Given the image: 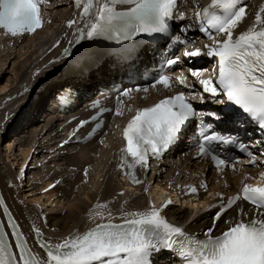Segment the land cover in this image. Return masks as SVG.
<instances>
[{
	"label": "snow or ice",
	"instance_id": "1",
	"mask_svg": "<svg viewBox=\"0 0 264 264\" xmlns=\"http://www.w3.org/2000/svg\"><path fill=\"white\" fill-rule=\"evenodd\" d=\"M42 2L0 0V28L14 37L34 32L42 27ZM74 2L78 8L83 5L82 17H95L89 23L87 32H80V38L86 35L88 39L97 36L127 39L141 33H167L176 8V0H106L103 4H98V0ZM118 4L135 6L126 12H118ZM246 14L240 0H212L203 13H196L197 19L201 21L200 31L213 40V45H205L208 48L206 54L219 59L216 83L211 79L200 80L199 83L203 93L212 97H219L222 93L226 101L218 100L219 103L238 106L264 129V8L256 15L251 27L234 37V30ZM179 18L183 19V13ZM74 23L76 21L70 20L68 26ZM213 30L225 38L216 40L212 35ZM181 42L180 37L174 40V43ZM200 54L199 49L184 53L191 57ZM167 63L174 64L176 60L169 59ZM191 74L198 76L200 72L192 70ZM178 79L181 84H185L184 78ZM156 83L169 87L171 81L168 76L160 75ZM129 91L122 94L128 96ZM222 111L226 120L231 119L230 108ZM116 114L122 113L117 111ZM195 114L196 110L183 92L162 99L151 107L139 109L124 129L127 144L122 151L130 155L135 164L147 167L148 153L161 155L166 151L178 140L183 126ZM208 115L220 119L216 113ZM86 123L82 121L80 127ZM101 126L97 124V128ZM201 137L202 141L198 145L201 155L209 153L206 145L212 141L233 142L230 137L222 136L215 130L211 135L201 131ZM211 158L218 167L230 163L215 154ZM261 176L264 177V173ZM133 182L141 183L134 175ZM191 191L195 192L196 189L192 188ZM218 195L223 200L222 194ZM241 198L253 206L252 217L246 219L249 211L237 205L238 218L227 221L229 226L220 235L214 236L213 228H209L201 240L186 233L180 226L168 223L161 215L163 208L172 203L168 200L161 208L153 206L148 212L126 214L124 224H97L82 235L77 234L54 245L45 241L40 247L46 251V259L38 258L26 247V241L15 230L17 225L13 223L12 235L19 253L13 255L10 246L0 236V264H153L154 255L162 251H172L183 257L182 264H264V185H245L242 197H230L226 206L220 205L214 221L220 220ZM35 231L38 236L42 235L39 229Z\"/></svg>",
	"mask_w": 264,
	"mask_h": 264
},
{
	"label": "bare ground",
	"instance_id": "2",
	"mask_svg": "<svg viewBox=\"0 0 264 264\" xmlns=\"http://www.w3.org/2000/svg\"><path fill=\"white\" fill-rule=\"evenodd\" d=\"M52 2H56V5L53 6L52 10H50L52 11V13L50 12L52 22L47 24L46 27L37 30L31 35V37L17 43L13 42L11 44L6 40H2V42H0V58L3 57V61L0 63V130L3 132L5 129L8 130L9 124L11 120H13V116L17 113L19 108L22 107L19 112L21 113V111H23L27 106L26 99L29 98L30 93L25 96V99L23 100L21 95H17L18 91L22 89L25 92L27 89L32 91L34 86L50 72H52L54 66L56 65V61H54L53 58H56L57 51L62 46L61 44L64 32L63 22L60 20V17L65 16L71 7L62 3L61 0H53ZM195 2L196 0H193L192 3ZM186 7L185 3L183 5V10ZM243 7H245L247 14L245 19L234 30V37H238L242 32L246 31L254 24L256 15L260 14L261 9L264 8V0H249ZM182 33L191 35L193 32L182 31ZM55 39H57V42L52 44ZM10 65H12L10 70L13 74L12 78L11 76L7 77V79L2 78V73H4L6 68ZM104 71L105 69L96 71L91 80H100L103 77L102 74H104ZM25 74H29L28 76H31L28 81H23ZM78 83L79 81L77 80H70L66 82V84H71L73 87H78ZM81 84L85 83L81 82ZM13 93L17 96L10 98V95ZM21 100L23 101L21 102ZM13 105L16 106V110L12 116L8 118L9 121H3L2 119L5 118L9 112L7 106L13 110ZM36 107L39 108L40 112H42V116L39 121L34 123V125L28 126L31 122L28 119L25 120V117L20 118L21 120L15 126L14 130H10L12 131V134L6 135L7 141H5L6 143L4 149L0 148V186L5 194L7 203L14 211L17 221H19L25 235H27L28 238L31 239L32 230L35 228L39 229L42 235H44L47 240L51 241V243H60L67 238L75 237L77 234L82 235L88 230L96 227L94 223L99 221L102 215L118 209L121 205L124 206L127 204V206L124 207L126 209L124 212H137L145 208V192L143 193L142 190L139 191V189H133V193L135 192L134 194L137 193V190L140 192H138L139 197L135 196L133 198H127V195H125V187L120 189L121 191L116 189L117 185L113 181L116 177L112 172L111 167L112 155H117V152L121 149L119 141H116V134L108 140L105 150L98 152V155L99 153L100 155L98 158H95L93 166L86 169L84 181L81 182L80 179L83 176L79 177L78 175V178L74 179L70 183H65L64 186L61 184L55 186L54 191L59 192V196L55 199L56 203L54 205H50L49 208L46 209L47 205L45 204L50 201L48 196L46 197L48 199L45 198L46 200L44 199L45 201L42 202L43 204L41 203L42 206L45 207V211L47 213L43 210H39L38 206L34 207V204L32 203L36 201L39 202L41 200L39 196L33 195L28 198L24 197L21 202L20 200L23 196H17L14 192L18 185L23 183V185L26 184V187L31 189L35 186L32 184L36 182V180H42L40 183L45 186V184H49L51 180L53 182V179L57 177V174H60L61 178L56 182H63L65 179H68L67 175L70 172L79 171L82 168L83 163L88 162L87 160H91V157L85 154L86 151L84 150L87 147H90L89 145H91V142H88L80 147L81 151L76 156L64 155L59 157L57 150V154L55 155L57 157L56 159H47L43 162V164L37 166L30 175H28L30 169L27 168L24 171L26 174L24 175L25 178L23 180H21V174L19 175V178L12 179L10 177V173L12 172L10 167L11 164H15L18 161L14 157L10 160L12 163L9 164L5 162L3 157L11 158L10 156H15L16 153L14 152V148H17L20 152L19 154H22L20 157L21 160L26 156L29 146L35 142L40 144L43 149V141L45 140L46 148L48 149H50L52 145L56 144V139L54 138L57 136V129H55L54 126H51L53 120L52 115L42 104L40 105L36 103ZM26 127H29V129ZM20 128L22 130H20ZM2 137L3 134L1 133L0 140L3 139ZM44 157L48 156H46V154H42V158ZM98 159H100L99 163L97 162ZM50 160L52 161V164L48 163ZM185 165H188V163H185ZM94 168H96L95 171ZM52 169L57 170V173L51 174L50 172V174L47 175V172ZM165 172V177H167V174L170 173L169 169L167 168ZM88 174L91 175L88 176ZM94 177H96L97 181H93ZM123 177L124 176H122V178ZM236 177L237 175L235 173L233 178ZM147 179L150 180L151 177ZM10 182H13L11 186L9 185ZM94 182H96L95 185H93ZM123 183H125L124 185L126 186L128 185L126 181H123L120 184ZM68 184L69 189L65 190ZM74 184H76V187L73 191L71 189H73L72 186ZM147 190L149 195H153L154 192H152L150 188L147 187ZM141 196L144 197L140 203L138 202V199L141 198ZM159 196V194H155V198ZM25 198L28 200L24 201ZM126 199H128V201H126ZM139 204L141 207L136 210L135 207ZM56 205L65 208V211L60 213L59 211L62 208H56ZM98 205H103L104 207H98ZM52 209L59 211L56 213L50 211V214H48V210ZM88 209L90 210L89 213L86 211ZM163 213L164 215L171 216L174 220H180L189 216L190 210L184 206L179 207L170 205L163 211ZM208 221L207 213L201 212L197 214L194 223L190 224L189 227L193 230L197 228L196 226H202L206 222L209 225ZM223 221L224 219L217 224L219 229L224 228V225L222 224ZM39 257L46 259L43 255Z\"/></svg>",
	"mask_w": 264,
	"mask_h": 264
},
{
	"label": "rangeland",
	"instance_id": "3",
	"mask_svg": "<svg viewBox=\"0 0 264 264\" xmlns=\"http://www.w3.org/2000/svg\"><path fill=\"white\" fill-rule=\"evenodd\" d=\"M2 58H3V57L0 58V63H1V61H3ZM11 68H12V65H10L8 68H6V71H4V73H2V76H3L2 78L7 79V77H10V76H11V78H12V75H13V74H12V72H10ZM10 73H11V74H10ZM8 74H9V75H8ZM28 75H29V74H28ZM28 75L25 74L24 79H28ZM34 78H35V77H34ZM18 92H19V91H18ZM0 114H1V113H0ZM0 134H1V133H0ZM2 138H3V139H1V140H2V142H3V141H4V142L2 143L1 140H0V144H1V145H0V148L4 149V147H5V143H6L5 141H7V139H6V138L4 139V136H3ZM9 138H10V137H9ZM19 153H20V152L18 151V154H19ZM21 156H22V154H19V157H21ZM75 156H76V155H75ZM6 158H7V157H6ZM13 158H14V156H13ZM10 159H11V158H9V160H10ZM19 161H20V159L18 160V162H19ZM97 162L99 163V162H100V159H98ZM10 163H12V161H10ZM48 163H49V162H48ZM101 163H102V162H101ZM47 165H48V164H47ZM95 166H96V165H95ZM100 169H101V167H100ZM95 170H96V168H94V171H95ZM23 173H24V172H23ZM22 177H23V178H22L21 180H23V179L25 178L24 174H23ZM93 181H97L96 177L93 178ZM113 181H114V180H113ZM119 181H120V180H119ZM51 183H52V181H51ZM120 183H122V182H120ZM120 183H119V182H116V183H115V184L117 185V188H116V189H117L118 191H121L120 189L124 188V187H122L123 184H120ZM40 184H41V183H40ZM49 184H50V182H49ZM95 184H96V182H94L93 185H95ZM47 185H48V184H45V186H44L45 189L47 188ZM120 187H121V188H120ZM54 188H55V187H54ZM125 188H126V187H125ZM148 188H150V187L148 186ZM66 189H69V187L67 186V187L65 188V190H66ZM47 191H48V192H47V194H46V197L48 196V198L50 199L49 195L51 196L52 193H53V191H52V189H51V190H50V189H47ZM134 193H135V192H134ZM134 193L132 192V194H134ZM125 195H127L126 192H125ZM46 197H45V198H46ZM126 197H127V198L129 197V198H130V196H128V195H127ZM45 198H44V199H45ZM48 198H46V199H48ZM46 199H45V200H46ZM26 200H28V199H25L24 201H26ZM45 200H40V201H39L40 203L37 202V201L35 202L36 204H38L37 206H38L39 210H43V211H45V207L42 206V204H43L42 202L45 201ZM55 201H56V200H55ZM49 202H52V200H50ZM49 202H48L47 204H45V205H47L46 209H48L50 205H54V204L56 203V202H55V203H49ZM32 203H33V202H32ZM41 203H42V204H41ZM33 204H34V203H33ZM57 205H58V204H57ZM57 205H56V208H59V207L62 208L61 206H57ZM34 207H35V205H34ZM40 207H41V208H40ZM53 207H54V206H53ZM179 207H180V206H179ZM184 207H185V206H184ZM48 211H49L48 214H50V211L53 212V213H56V212H58L59 210L56 211L55 209H52V210H48ZM64 211H65V208H62L59 212H60V213H63ZM86 211H87V213L90 212L89 209L86 210ZM45 213H47V212L45 211ZM43 215H47V214H43Z\"/></svg>",
	"mask_w": 264,
	"mask_h": 264
}]
</instances>
